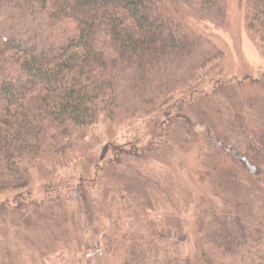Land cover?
<instances>
[{"label":"rangeland","instance_id":"rangeland-1","mask_svg":"<svg viewBox=\"0 0 264 264\" xmlns=\"http://www.w3.org/2000/svg\"><path fill=\"white\" fill-rule=\"evenodd\" d=\"M165 8L202 36L216 59L193 73V89H175L164 113H142L147 103L140 99L135 107L127 94L117 119L99 120L64 152L42 155L29 186L0 191V204L59 199L69 212L58 226L25 229L0 221V246H9L13 264H112L103 252L104 233L116 221L135 230L147 219L176 234L170 241H179L194 264H235L233 257L199 256V225L241 217L264 226V184L233 151L264 136V45L248 27L247 0H221L219 8L203 10L167 0ZM187 73L176 65L168 72Z\"/></svg>","mask_w":264,"mask_h":264},{"label":"trees","instance_id":"trees-1","mask_svg":"<svg viewBox=\"0 0 264 264\" xmlns=\"http://www.w3.org/2000/svg\"><path fill=\"white\" fill-rule=\"evenodd\" d=\"M166 1L0 0V191L29 186L42 155L64 152L99 120L117 119L127 94L135 105L140 99L147 103L142 113L149 108L164 113L175 89L189 86L193 73L216 59L202 36L167 15ZM183 1L199 10L221 5V0ZM247 7L248 27L264 45V0H247ZM172 65L188 73L169 76ZM233 151L242 168L264 184V136ZM225 183L232 185L229 178ZM7 220L25 229L58 226L69 221V212L59 199L26 205L17 199L13 207L2 201L0 221ZM262 222L245 224L236 217L199 225V256L264 264ZM123 226L116 221L104 233L110 263L194 264L179 241H170L176 235L171 231L148 219L139 229ZM250 248L254 252L245 255ZM0 251L1 264H13L9 246Z\"/></svg>","mask_w":264,"mask_h":264}]
</instances>
